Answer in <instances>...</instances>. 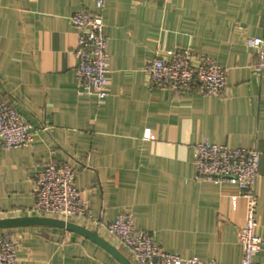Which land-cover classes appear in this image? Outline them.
<instances>
[{
  "label": "crops",
  "instance_id": "0c3cea01",
  "mask_svg": "<svg viewBox=\"0 0 264 264\" xmlns=\"http://www.w3.org/2000/svg\"><path fill=\"white\" fill-rule=\"evenodd\" d=\"M91 0H0V101L33 127L26 147L0 148V219L30 211L31 178L68 162L87 218L68 223L95 233L131 264L101 223L129 212L163 251L184 259L240 264L237 230L246 201L236 186L195 179L196 142L259 152V234L264 236V74L247 40L264 38V0H106L107 96L77 91L70 16ZM187 49L228 68L221 97L170 94L147 84L145 65ZM18 236L16 264H122L75 231L31 224L0 228ZM264 264V248L256 254Z\"/></svg>",
  "mask_w": 264,
  "mask_h": 264
},
{
  "label": "built area",
  "instance_id": "2783aa9c",
  "mask_svg": "<svg viewBox=\"0 0 264 264\" xmlns=\"http://www.w3.org/2000/svg\"><path fill=\"white\" fill-rule=\"evenodd\" d=\"M94 11L81 8L70 16L77 44L74 77L81 95L107 96L109 75L108 38L104 33L102 12L106 0H91ZM257 74H264V38L247 40ZM147 84L170 94L200 93L221 97L226 91L228 68L215 59L187 49L168 50L150 60L144 68ZM33 127L6 101H0V148L26 147L33 141ZM195 179L229 183L246 201V220L237 230L242 248L240 264H261L256 254L264 248V236L259 234L258 196L255 190L259 173V152L253 148L229 147L208 141L193 145ZM77 171L68 162L51 161L31 178L32 206L39 217L68 221L87 218V203L75 187ZM106 232L126 248L135 264H216L197 259H184L176 253L162 250L153 235L136 227L132 214L125 212L114 221L100 224ZM19 240L15 233L0 232V264H16Z\"/></svg>",
  "mask_w": 264,
  "mask_h": 264
},
{
  "label": "water",
  "instance_id": "95a60500",
  "mask_svg": "<svg viewBox=\"0 0 264 264\" xmlns=\"http://www.w3.org/2000/svg\"><path fill=\"white\" fill-rule=\"evenodd\" d=\"M31 224H43V225H52L61 228H65L67 230L75 231L84 236H87L103 246L106 250H108L119 262L122 264H131L128 260H126L117 250H115L111 245L106 243L103 239L98 237L95 233L90 232L84 228H81L77 225L65 222L63 220H58L55 218H48V217H34V218H27V217H19V218H5L0 219V228H6L11 226H25Z\"/></svg>",
  "mask_w": 264,
  "mask_h": 264
}]
</instances>
